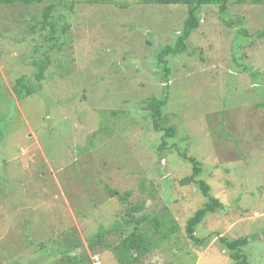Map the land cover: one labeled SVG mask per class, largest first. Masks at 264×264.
Returning a JSON list of instances; mask_svg holds the SVG:
<instances>
[{"label":"rangeland","instance_id":"rangeland-1","mask_svg":"<svg viewBox=\"0 0 264 264\" xmlns=\"http://www.w3.org/2000/svg\"><path fill=\"white\" fill-rule=\"evenodd\" d=\"M44 1L0 5V264H119L89 245L141 213H169L180 229L136 264H233L221 238H248V264H264V77H253L264 72V3L230 4L225 18L202 7L166 82L158 53L182 34L187 6ZM52 4L55 32L31 33ZM20 76L39 86L24 100ZM166 95L161 123L175 135L160 151L164 133L142 104ZM182 152L224 206L196 228L200 243L186 225L207 198L181 185L192 175Z\"/></svg>","mask_w":264,"mask_h":264},{"label":"trees","instance_id":"trees-1","mask_svg":"<svg viewBox=\"0 0 264 264\" xmlns=\"http://www.w3.org/2000/svg\"><path fill=\"white\" fill-rule=\"evenodd\" d=\"M95 1L105 2L106 0ZM245 1L246 0H139L141 4L145 5H181L187 6L188 8L187 18L184 21L182 34L177 38V41L174 45H167L163 47L158 53L157 67L162 71L163 79L166 82L169 81L168 78L171 70L168 59L184 54L188 48L186 44L187 40L195 30L199 29L201 23L200 9L202 7L218 6L220 16L225 18V16H227V10L230 4L240 5ZM43 2L45 1L0 0V5L23 4L25 6H31L35 4H41ZM248 2L253 5H261L264 3V0H249ZM56 10V5L52 4L44 9L41 22H37L38 20L36 18L29 20V24L31 25V23H33L35 26L34 30L33 28L30 29V32H42L43 34L50 31L55 32L57 28V18L55 16ZM242 34L247 36V31L243 30ZM258 36L261 38L264 37V30L258 32ZM45 69L46 68L43 66L36 68V83H40L44 80ZM253 73H255L253 74V77L255 75L256 77L258 75H262L264 77V72L261 73L254 71ZM37 89L39 90V86H30L29 82H27V78L24 76H20L18 79L16 78L15 85L13 86L14 93L21 100L30 97L32 94L38 91ZM3 102V100H0V105ZM168 102L169 98L166 95L163 98H152L142 104V107L149 113L152 119L154 130L159 133H164L162 135V144L159 147L160 151H163L167 147V139H171L175 135L174 128H165L161 123L163 121V109L167 106ZM2 120L4 121L8 119L3 118L1 121ZM180 155H182L184 159L192 164V175L182 179L180 181L181 185H188L194 182L195 184H198L200 190L202 191V195L207 198V202L204 204V206L188 220L186 225V231L192 240H194L196 243H200V241L194 236L196 228L203 222L208 214L223 210L224 206L219 199L211 195V186L205 181L198 179L202 173L201 162L195 157L187 156L184 152L180 153ZM109 191L112 197H116L114 190L109 189ZM134 210L139 211L140 209ZM125 217L126 216H124L122 221L118 220L115 222V224L108 228L107 231L103 230V232L95 236L90 243L89 248L94 251L96 246L101 245L104 249H110V251L115 254L119 264H136L138 261H140V259L152 252L154 248L171 239L173 234L180 229L175 219H173L169 213H163L161 216L157 215V217H151L148 213L128 216L127 218ZM120 231L124 237L119 243L117 242L116 245L112 246V243L107 242V239L105 240L107 235H111L112 233H117ZM247 241L248 238H240L236 240L221 238L222 244L229 251L230 257L233 260V264H248L246 255L242 253V248L247 245ZM65 254L67 253L65 252ZM67 256L69 257H67L66 261L70 264H80L78 258L70 257V255Z\"/></svg>","mask_w":264,"mask_h":264}]
</instances>
